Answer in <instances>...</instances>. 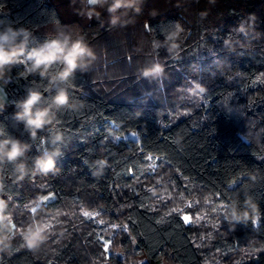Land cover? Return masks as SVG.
I'll return each instance as SVG.
<instances>
[{
    "label": "trees",
    "instance_id": "1",
    "mask_svg": "<svg viewBox=\"0 0 264 264\" xmlns=\"http://www.w3.org/2000/svg\"><path fill=\"white\" fill-rule=\"evenodd\" d=\"M84 6L82 0H0V30L9 23L29 30V48L71 31L95 53L69 88L75 109L57 113L55 130L64 135L59 171L19 183L12 165L0 171V198L10 202L17 229L0 264H90L92 257L101 259L98 264H264V0H133V7L117 11L115 24L105 10L87 20L79 15ZM176 24L182 31L174 59L153 42H162L163 32ZM155 61L165 66L164 76L140 77L138 70ZM5 75L0 130L31 145V167L32 157L51 149L49 132L32 140L13 119L14 102L29 89L49 97L48 80L25 75L17 65ZM193 81L206 92L192 94ZM125 131L135 139H117ZM100 159L107 161L104 168L96 164ZM161 173L169 183L158 193L160 184L154 183ZM249 173L257 175L256 182ZM194 190L226 216L233 200L242 208L250 196L262 215L255 226L251 220L231 221L234 231L228 221L204 244L201 232L183 220L181 212L189 210L168 200L192 199ZM37 204L35 214L45 215V222L67 206L84 205L101 211L105 224L51 226L47 244L32 252L20 233ZM112 224L127 229L117 257L108 253L112 240L105 234ZM253 237L259 246L233 260Z\"/></svg>",
    "mask_w": 264,
    "mask_h": 264
},
{
    "label": "clouds",
    "instance_id": "2",
    "mask_svg": "<svg viewBox=\"0 0 264 264\" xmlns=\"http://www.w3.org/2000/svg\"><path fill=\"white\" fill-rule=\"evenodd\" d=\"M82 3L85 6L79 15L90 21L99 18L102 14L101 10H105L111 16L113 24L118 19L115 14L119 9L133 7V0H82ZM181 31L180 25L176 24L175 30L163 32L164 40L154 41L153 47H165L175 59L179 55L180 46L177 41ZM238 31H244L243 24ZM30 37L29 30L22 27L14 29L10 23L0 30V78L17 64H24L25 75L38 74L42 79L48 80L46 91L51 95L45 97L41 91L29 89L25 98L14 102L17 111L13 113V119L24 125L32 140L37 138L39 132L47 129L49 135L46 142L52 147L32 157L29 167L27 153L31 150V145L0 130V171L6 165H12V173L17 183L24 181L25 177L30 175L56 174L59 171L57 158L64 155L60 147L64 143V135L55 130L57 113L75 109L76 101L73 100L69 88L73 86L76 72L87 71L95 59V53L84 38L78 36L74 39L71 31H58L39 46L31 48H29ZM138 72L142 78L156 80L164 76L165 66L155 61L139 69ZM189 91L194 95H202L206 92V88L193 81L192 89ZM42 141L44 142V138ZM96 164L104 168L107 161L100 159ZM248 178L252 182L257 181V175L253 173H249ZM229 186L231 187L232 184L230 183ZM3 188V180L0 179V192ZM9 203L8 200L0 198V253L13 248L17 232ZM243 203L242 208L238 206L236 200L231 203L230 215L225 217L230 223V230L234 231L235 228L231 221L247 224L251 220L255 226L262 215L259 204L254 203L252 197H246ZM39 207L40 205L37 204L36 208L32 209L33 213ZM50 231L49 223L33 216L20 233L24 247L32 252H39L47 244Z\"/></svg>",
    "mask_w": 264,
    "mask_h": 264
},
{
    "label": "rangeland",
    "instance_id": "3",
    "mask_svg": "<svg viewBox=\"0 0 264 264\" xmlns=\"http://www.w3.org/2000/svg\"><path fill=\"white\" fill-rule=\"evenodd\" d=\"M17 66H23L24 64H17ZM6 81V75L2 78H0V97L5 103V93L3 89V83ZM135 134L133 131H125L120 137L117 139H135ZM167 173H161L158 175V177L155 180L154 184H160V187L158 189V193L161 192V189L163 188L164 184L169 183L167 178ZM195 194L192 197V199H185L183 197H176V195L171 196L168 200H172V202H176L180 204V206L183 208V210L188 209L190 214H181L184 216H188V224H191L195 229L199 230L201 232L200 235V241H203L204 244L209 243L208 239H205L206 236H210L214 230L220 231L218 228L223 229L222 227H225L228 225V220L225 219L226 214L224 213V210L222 208L217 207L213 202L212 199H210L206 194L202 191L194 190ZM50 199L53 198V196H49ZM165 195L161 194L159 195V200H164ZM86 204H88L86 202ZM68 208V210H67ZM85 213H89V215H85ZM101 211L96 210H90L88 207L84 205H76V206H67L66 210L59 212L57 216H55L54 220H46L47 223L50 224V227L53 226L54 228L59 225L60 223L64 225H69L71 222L74 223V226L79 223L80 226H82L83 229L88 227V221H95L99 223L100 225H104V220L100 217ZM37 219L43 220L44 216H40L39 214L33 213V216ZM33 216L30 214L31 219ZM87 221V222H86ZM86 222V223H85ZM125 226L119 227L117 225H106V236H109L112 240V246L109 247L108 253L113 252L115 257H117L119 254L118 250L120 248V245L122 244V236L121 233H124ZM114 234H118L116 236H113ZM258 247V243L256 242V237H253L249 240V242L244 246L243 250L238 252L235 257H233V260L247 257V255L251 254V248L252 247ZM107 248V247H106ZM107 251V250H106ZM100 258L92 257L90 259V264H98L100 262ZM160 264H168V262L161 260Z\"/></svg>",
    "mask_w": 264,
    "mask_h": 264
},
{
    "label": "snow or ice",
    "instance_id": "4",
    "mask_svg": "<svg viewBox=\"0 0 264 264\" xmlns=\"http://www.w3.org/2000/svg\"><path fill=\"white\" fill-rule=\"evenodd\" d=\"M133 135H135V134H133ZM49 199H50V197H48V196H45V197L42 198V200H49ZM85 215H89V213H85ZM183 220L185 221V223H187L188 220H189V217L188 216H184ZM125 230H127V229L125 228Z\"/></svg>",
    "mask_w": 264,
    "mask_h": 264
},
{
    "label": "crops",
    "instance_id": "5",
    "mask_svg": "<svg viewBox=\"0 0 264 264\" xmlns=\"http://www.w3.org/2000/svg\"><path fill=\"white\" fill-rule=\"evenodd\" d=\"M1 96V95H0ZM0 100H2V98L0 97ZM4 101H0V106L4 105Z\"/></svg>",
    "mask_w": 264,
    "mask_h": 264
}]
</instances>
